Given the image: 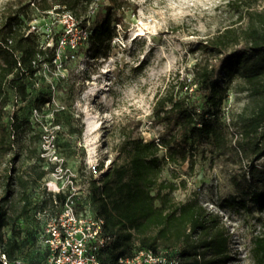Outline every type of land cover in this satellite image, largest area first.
Listing matches in <instances>:
<instances>
[{
    "label": "trees",
    "instance_id": "1",
    "mask_svg": "<svg viewBox=\"0 0 264 264\" xmlns=\"http://www.w3.org/2000/svg\"><path fill=\"white\" fill-rule=\"evenodd\" d=\"M94 2L7 0L0 8V164L7 155L12 156V163L23 157L32 161V167H37L34 184L54 168L45 169L41 164L43 137L49 129L44 130L43 119H36L34 113L41 112L51 100L52 91L40 70L55 63L56 48L64 33L53 32L50 46L30 23L51 13L69 14L77 27L87 28ZM257 2L227 0L233 5L236 18L191 46V62L184 67V74L177 71L156 95L151 123L162 127L158 136L125 142L119 136L116 147L122 161H114L99 181L90 177L88 206L94 216L103 219L104 244L97 251L101 264H121V259L130 258L141 249L165 252L175 256L179 264L230 261L228 234L219 217L197 199L176 201L173 193L179 185L165 179L163 172L167 166H174L170 174L175 177L176 167L187 163L192 169L199 155L226 151L227 132L221 108L232 74H237L242 90L250 97L249 114L239 116L241 138H259L254 143L255 159L264 158V6L257 7ZM123 4V0H108V5L96 14L82 44L68 47L81 50L86 46L92 58L106 56L112 38L111 24L119 21L114 9L120 10ZM221 71L229 75L224 84L219 81ZM78 121L71 103L53 111L51 125L64 130L67 137L51 135L50 144L63 150L76 146L82 133ZM13 174L0 173L4 180L0 198V264L24 263L23 252L36 238L47 249L40 242L45 224L41 210L50 206L52 215L59 213L68 195V191L61 190L41 201L32 215L38 229L21 238L16 223L22 213L28 212L31 197L25 191L29 181ZM252 177L254 184L264 183V164L253 167ZM20 186L24 188L23 205L21 212L14 215L9 211L11 198ZM253 196L259 209L264 210V190ZM253 252L264 263V239H256Z\"/></svg>",
    "mask_w": 264,
    "mask_h": 264
},
{
    "label": "rangeland",
    "instance_id": "2",
    "mask_svg": "<svg viewBox=\"0 0 264 264\" xmlns=\"http://www.w3.org/2000/svg\"><path fill=\"white\" fill-rule=\"evenodd\" d=\"M6 1L0 0V8ZM123 1L120 10L114 9L119 21L111 24L112 38L106 56L92 58L86 46L81 50L69 48L68 45L76 47L84 40L80 29L67 17L51 13L30 23L50 46L53 32L64 34L56 48L53 66L40 70L52 91L51 100L41 112L34 113L36 119H43L44 130L49 129L43 137L41 164L45 169L54 168L45 179L34 184L37 167H32V161L23 157L12 163V156L7 155L0 164V173H14L29 181L25 191L30 193L31 204L16 223L21 238L38 229L32 215L38 211L40 202L47 201L57 189L68 191L78 210L88 204L90 177L99 181L114 161H122L116 147L119 136L124 142L158 136L162 127L151 123L156 95L177 71L184 74V67L191 62L190 47L233 21L237 14L227 0ZM107 5L108 0H95L91 6L88 34L96 14ZM256 6H264V0H258ZM64 19H68L65 24ZM228 76L221 71L220 83L224 84ZM231 77L221 108L227 132L226 151L199 155L192 169L187 163L176 167L175 177L170 174L174 166H167L163 177L179 185L173 193L176 201L197 199L219 217L228 234V264H264L253 252L256 239H264V210L259 209L253 194L264 190V183L258 181L256 185L252 177L253 167L263 165L264 158L255 159L254 143L259 138H241L239 116L249 114L250 97L242 90L237 74ZM69 103L79 117L82 133L76 146L63 150L49 142L51 135L67 137L64 130L51 125V118L53 111ZM261 141L264 143V139ZM3 181L0 179V198L4 193ZM15 189L9 209L14 215L21 212L24 188ZM41 211L43 221L53 216L50 206ZM22 257V264H46L48 250L36 238L35 242L29 241Z\"/></svg>",
    "mask_w": 264,
    "mask_h": 264
},
{
    "label": "built area",
    "instance_id": "3",
    "mask_svg": "<svg viewBox=\"0 0 264 264\" xmlns=\"http://www.w3.org/2000/svg\"><path fill=\"white\" fill-rule=\"evenodd\" d=\"M72 20L69 14H63ZM63 23L68 19L62 20ZM65 24V23H64ZM76 28H79L76 26ZM81 38L88 36L87 28H79ZM73 47L74 44H71ZM55 62V61H54ZM60 190L57 189V192ZM103 219L92 214L88 204L76 209L72 195H67L59 213L45 221L40 242L47 248L46 264H101L97 251L104 244L101 236ZM121 264H179L175 256L156 253L150 249L138 250L132 257L120 260ZM4 264H7L4 261ZM20 264V261H16Z\"/></svg>",
    "mask_w": 264,
    "mask_h": 264
}]
</instances>
